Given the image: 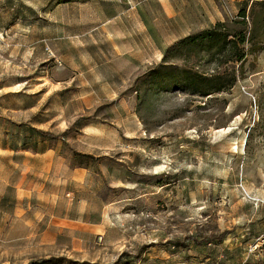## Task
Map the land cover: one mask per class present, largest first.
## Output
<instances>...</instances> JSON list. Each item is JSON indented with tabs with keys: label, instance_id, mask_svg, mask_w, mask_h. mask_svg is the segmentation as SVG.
Segmentation results:
<instances>
[{
	"label": "rangeland",
	"instance_id": "rangeland-1",
	"mask_svg": "<svg viewBox=\"0 0 264 264\" xmlns=\"http://www.w3.org/2000/svg\"><path fill=\"white\" fill-rule=\"evenodd\" d=\"M243 1L176 0V33L230 22ZM253 1L247 55L225 63L207 41L165 60L156 38L151 54L120 53L142 46L115 35L128 0H0V264H264V6ZM102 158L120 169L100 193L114 230L71 247L82 227L64 216L87 192L67 162Z\"/></svg>",
	"mask_w": 264,
	"mask_h": 264
},
{
	"label": "crops",
	"instance_id": "crops-1",
	"mask_svg": "<svg viewBox=\"0 0 264 264\" xmlns=\"http://www.w3.org/2000/svg\"><path fill=\"white\" fill-rule=\"evenodd\" d=\"M128 3L127 16L118 15L114 18H117V20H114V23L117 24L115 35L120 39L136 36L139 40H142V46H138L139 50L134 51L133 48L129 47V44H124L126 47L121 48L120 53L151 54L153 38L163 40L160 44L165 52L173 43L191 34V32L186 35L176 33V26L179 21H182V13L176 0H128ZM121 14L125 13L121 12ZM159 16L162 17V21ZM46 150L42 153L43 155L48 152ZM58 162L65 163L66 161ZM67 163H71L72 167L67 168L69 170H66L65 173L72 174L75 179L77 176H82V182L85 184L83 187L87 192L82 196V199L87 200L84 203V209L81 212L64 216L66 222H69L72 226L79 224L82 227L81 231L73 228L69 229L70 242L68 245L71 247L90 246L95 238L103 235L104 240L106 234L108 235L109 232L114 230L113 218L109 217L108 213L113 214L116 208L115 206L110 208L106 198L100 193L110 185V182H119L120 169L119 166H114L106 158L89 159L79 163L75 160H69ZM53 164V161L44 160L41 173L43 175L50 174ZM59 167L62 166L59 164ZM95 177H97L96 181ZM93 183H97V185L94 186ZM93 199L102 200L103 206L94 208L93 202L89 201Z\"/></svg>",
	"mask_w": 264,
	"mask_h": 264
},
{
	"label": "trees",
	"instance_id": "trees-1",
	"mask_svg": "<svg viewBox=\"0 0 264 264\" xmlns=\"http://www.w3.org/2000/svg\"><path fill=\"white\" fill-rule=\"evenodd\" d=\"M256 1V2H255ZM250 0H244L241 6V9L237 15V18L234 20L227 21H218L214 24L213 27L203 29L198 33H191L167 48L163 60L166 59L167 53L182 45H202L204 42H209L210 47L215 49V55H223V62H241L244 61L247 50L246 44L251 43L254 36L250 37L253 33L248 36V27L246 18L252 16L248 14V6ZM256 6H264V0H254L251 4L252 12ZM251 12V13H252ZM254 44H252L251 50H254ZM219 77H214L217 79ZM235 75L232 74L228 80V85L232 86L235 83ZM224 87L223 84H215L211 88L213 92H220ZM211 92H206L204 95L210 94ZM41 134L45 137L54 136V134L41 131Z\"/></svg>",
	"mask_w": 264,
	"mask_h": 264
},
{
	"label": "water",
	"instance_id": "water-1",
	"mask_svg": "<svg viewBox=\"0 0 264 264\" xmlns=\"http://www.w3.org/2000/svg\"><path fill=\"white\" fill-rule=\"evenodd\" d=\"M98 241L101 242L102 241V236L98 237Z\"/></svg>",
	"mask_w": 264,
	"mask_h": 264
}]
</instances>
